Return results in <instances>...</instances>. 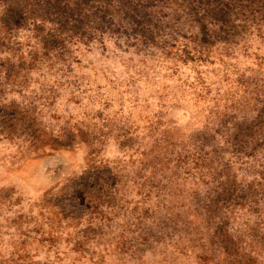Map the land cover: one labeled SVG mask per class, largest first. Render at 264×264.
<instances>
[{
	"label": "rangeland",
	"instance_id": "obj_1",
	"mask_svg": "<svg viewBox=\"0 0 264 264\" xmlns=\"http://www.w3.org/2000/svg\"><path fill=\"white\" fill-rule=\"evenodd\" d=\"M134 2L0 51V264H264V6Z\"/></svg>",
	"mask_w": 264,
	"mask_h": 264
},
{
	"label": "trees",
	"instance_id": "obj_2",
	"mask_svg": "<svg viewBox=\"0 0 264 264\" xmlns=\"http://www.w3.org/2000/svg\"><path fill=\"white\" fill-rule=\"evenodd\" d=\"M246 2L255 3V0H246ZM116 3L119 8L124 9L122 13L125 16L135 20V12L138 11L139 6L134 0H0L2 7L0 51L8 50L15 56L21 47L15 48V45H12V36L22 27L28 26L27 22L32 20L36 26L28 30H32L39 45L32 54L31 60L33 62H37L38 59L54 60V64H56L65 52V50L63 51L64 41L68 39L70 41L72 36L77 34L80 38H85V26L89 16L92 15L103 23ZM258 3H262L264 6V0H258ZM230 11L228 6H222L218 10L215 8L216 22L222 25L227 24ZM39 19L41 23L37 24ZM48 21L54 25L53 29L46 30L44 28ZM94 29L98 30L99 28ZM99 30L104 32L101 28ZM40 53L42 57H39ZM22 58L20 55L19 59Z\"/></svg>",
	"mask_w": 264,
	"mask_h": 264
}]
</instances>
